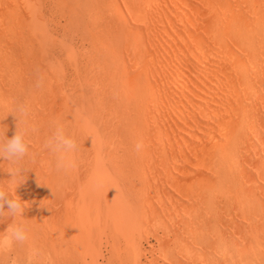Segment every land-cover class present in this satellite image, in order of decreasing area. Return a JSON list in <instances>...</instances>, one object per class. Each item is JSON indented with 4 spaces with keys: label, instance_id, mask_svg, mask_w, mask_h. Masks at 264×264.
Returning <instances> with one entry per match:
<instances>
[{
    "label": "bare ground",
    "instance_id": "bare-ground-1",
    "mask_svg": "<svg viewBox=\"0 0 264 264\" xmlns=\"http://www.w3.org/2000/svg\"><path fill=\"white\" fill-rule=\"evenodd\" d=\"M21 103L0 264H264V0H0V137Z\"/></svg>",
    "mask_w": 264,
    "mask_h": 264
},
{
    "label": "clouds",
    "instance_id": "clouds-1",
    "mask_svg": "<svg viewBox=\"0 0 264 264\" xmlns=\"http://www.w3.org/2000/svg\"><path fill=\"white\" fill-rule=\"evenodd\" d=\"M43 77L39 74L35 81L34 87L37 89L43 87ZM14 113L19 118L18 130L11 137L8 138L6 135L0 137L2 143H0V157L5 158L11 162V178H15L20 175L23 168L17 167L21 161H23L26 153H28V144L25 142V133L19 130L20 123H27V117L29 115V107L25 103L18 104ZM44 147L54 153H59L60 158L57 161V168L61 169L66 167L65 154L74 151L77 148L76 141L70 136L65 134L64 128L60 124H56L53 132V137L47 140ZM142 148V144H137L136 149L139 151ZM7 205V211L4 206ZM24 212L23 204L16 198H6L5 191L0 188V217H17L22 216ZM27 235L22 226H11L9 225L7 230V236L4 240H0V250L10 246L13 242L23 243L27 240Z\"/></svg>",
    "mask_w": 264,
    "mask_h": 264
}]
</instances>
